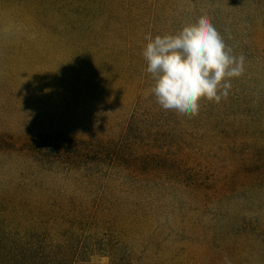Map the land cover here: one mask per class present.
Here are the masks:
<instances>
[{
    "label": "rangeland",
    "instance_id": "374dc122",
    "mask_svg": "<svg viewBox=\"0 0 264 264\" xmlns=\"http://www.w3.org/2000/svg\"><path fill=\"white\" fill-rule=\"evenodd\" d=\"M204 15L245 71L189 119L142 52ZM0 264H264V0H0Z\"/></svg>",
    "mask_w": 264,
    "mask_h": 264
},
{
    "label": "clouds",
    "instance_id": "9594fccd",
    "mask_svg": "<svg viewBox=\"0 0 264 264\" xmlns=\"http://www.w3.org/2000/svg\"><path fill=\"white\" fill-rule=\"evenodd\" d=\"M142 56L154 81L150 92L161 109L189 119L198 115L200 101L226 99L233 78L245 71L237 57L204 15L174 35L151 34Z\"/></svg>",
    "mask_w": 264,
    "mask_h": 264
},
{
    "label": "trees",
    "instance_id": "16d2710c",
    "mask_svg": "<svg viewBox=\"0 0 264 264\" xmlns=\"http://www.w3.org/2000/svg\"><path fill=\"white\" fill-rule=\"evenodd\" d=\"M100 38H101V41L97 40L95 38L94 34H91V36L89 37L90 40L88 41V39H87V41L84 42V45L79 47V51H77V54H80L82 57H84V55H86L87 53L94 52V51L96 53H99V54H102V52H107V51H111L114 54L120 52L119 48L117 47L118 45H116L115 43H109L108 39L105 37H100ZM95 40H96L97 45L94 44ZM120 43L123 44L122 41H120ZM112 45H114V47ZM50 138H51L50 140L54 139L52 136H50ZM58 140L54 139V141H51V144L47 143V142H46V144H47V146H51L52 148H56L57 150H62V146L60 145V142H59L60 140L59 141ZM34 141L36 142V144L38 146L45 147V143H43L45 141L43 138H39V140H34ZM83 142L86 143V139H83ZM69 143H74V142L72 141ZM63 144H66V143H63ZM92 144H95V146L91 145L92 146L91 148H94V150H97L99 152L101 151L102 148H104V147L108 148L110 145L109 142L107 140H104V139H101V140L97 139ZM74 145H76V144H74Z\"/></svg>",
    "mask_w": 264,
    "mask_h": 264
}]
</instances>
